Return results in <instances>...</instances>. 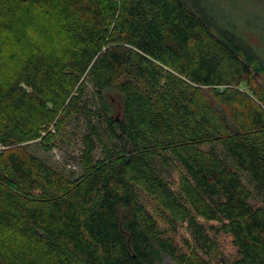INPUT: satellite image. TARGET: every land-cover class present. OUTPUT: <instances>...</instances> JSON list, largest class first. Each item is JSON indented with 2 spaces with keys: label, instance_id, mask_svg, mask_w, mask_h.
I'll return each instance as SVG.
<instances>
[{
  "label": "trees",
  "instance_id": "obj_1",
  "mask_svg": "<svg viewBox=\"0 0 264 264\" xmlns=\"http://www.w3.org/2000/svg\"><path fill=\"white\" fill-rule=\"evenodd\" d=\"M9 1L59 45L31 40L0 65V264H264L251 29L218 18V0ZM73 118L77 179L28 148L52 152Z\"/></svg>",
  "mask_w": 264,
  "mask_h": 264
},
{
  "label": "rangeland",
  "instance_id": "obj_2",
  "mask_svg": "<svg viewBox=\"0 0 264 264\" xmlns=\"http://www.w3.org/2000/svg\"><path fill=\"white\" fill-rule=\"evenodd\" d=\"M218 3L221 7L219 9L221 16L218 18H227L235 24L251 29L245 33L246 38L256 51L264 55V0H218ZM17 8L11 5L9 0H0V21L10 22L8 15L14 11L17 13L10 18L13 21L11 28L9 30L5 28L6 31L0 32L1 36L9 41L5 43L2 54L4 57L0 63L2 72L10 67L9 61L12 60L13 52L27 48L31 40L47 48L59 45L54 33L55 27L44 19L43 14L37 13L34 9L28 11L24 5ZM13 60L15 61V57ZM107 97L115 110L122 106V96L116 90H110ZM85 130L82 119L73 118L69 121L67 129L58 136L56 148L52 152H43L39 141L30 144L28 148L68 177L77 179L82 174L79 155L83 147L81 136ZM96 157H101L99 152ZM166 263L170 264V261L167 260Z\"/></svg>",
  "mask_w": 264,
  "mask_h": 264
},
{
  "label": "built area",
  "instance_id": "obj_3",
  "mask_svg": "<svg viewBox=\"0 0 264 264\" xmlns=\"http://www.w3.org/2000/svg\"><path fill=\"white\" fill-rule=\"evenodd\" d=\"M4 149L3 145L0 144V151Z\"/></svg>",
  "mask_w": 264,
  "mask_h": 264
}]
</instances>
